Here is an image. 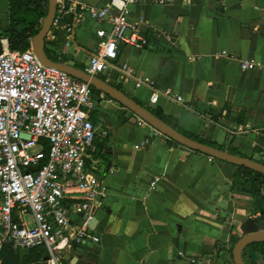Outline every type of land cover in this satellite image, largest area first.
I'll return each mask as SVG.
<instances>
[{
	"label": "crops",
	"instance_id": "0c3cea01",
	"mask_svg": "<svg viewBox=\"0 0 264 264\" xmlns=\"http://www.w3.org/2000/svg\"><path fill=\"white\" fill-rule=\"evenodd\" d=\"M76 1L103 7L109 0ZM7 12L8 0H0V26ZM128 21L142 48L120 45L115 68L95 77L148 107L149 87L119 80V66H129L153 81L159 98L152 108L160 107L181 131L264 164V0H141ZM97 43L96 25L85 19L69 34L50 25L44 48L54 63L84 72ZM250 62L261 69L241 67ZM93 88L88 117L97 132L85 164L107 191L88 222L99 244L72 245L62 264H234L231 237L264 233L253 220L251 196L232 184L237 167L187 149L147 123L137 126L141 118ZM77 198L69 190L61 204L74 207L71 219L80 224ZM14 254L17 264H33L47 252Z\"/></svg>",
	"mask_w": 264,
	"mask_h": 264
},
{
	"label": "built area",
	"instance_id": "2783aa9c",
	"mask_svg": "<svg viewBox=\"0 0 264 264\" xmlns=\"http://www.w3.org/2000/svg\"><path fill=\"white\" fill-rule=\"evenodd\" d=\"M140 1L109 0L103 7H83L76 0H55L51 27L69 34L85 19L94 22L98 43L84 72L95 77L115 68L120 45L142 48L128 21L130 7ZM174 1L150 0L156 5ZM0 48V263L5 247L14 253L44 247L46 258L33 264H62L72 245L99 244L88 222L94 217L92 209L107 197L85 164L97 132L88 117L93 109L91 86L42 64L32 47L25 52L10 50L1 34ZM241 67L261 69L255 62ZM118 73L122 83L149 87V104L157 103L159 92L152 80L125 64ZM100 98L108 99L104 94ZM145 124L142 119L137 122ZM150 186L154 188L155 182ZM69 190L79 194L77 206L84 215L80 224L71 219L74 207L61 204Z\"/></svg>",
	"mask_w": 264,
	"mask_h": 264
},
{
	"label": "trees",
	"instance_id": "16d2710c",
	"mask_svg": "<svg viewBox=\"0 0 264 264\" xmlns=\"http://www.w3.org/2000/svg\"><path fill=\"white\" fill-rule=\"evenodd\" d=\"M48 5L49 0H8V12L4 15L1 21L0 34L7 39L10 50L25 52L30 48V41L41 29V24L48 11ZM44 53L49 61L56 62V59L46 48H44ZM114 88L120 90L118 87ZM94 90L95 89L91 87L92 93ZM132 100L141 106L140 103L134 99ZM143 108L153 117L187 138L198 141L201 144L214 149L224 151L229 155L242 157L231 149L217 147L205 140H199L197 137L181 131L172 118L163 114L160 107ZM236 167L237 171L232 180V184L240 186L244 192L251 196L254 202V209L252 213L253 220L257 227L261 231H264V175L245 167ZM239 240L240 239L238 237H231L228 243V252L231 256L233 249ZM246 249L257 253L264 258V241L248 244L241 251V260L244 264H256L250 256L246 255ZM2 258L1 264H17V256L10 251L9 247H5L3 249Z\"/></svg>",
	"mask_w": 264,
	"mask_h": 264
},
{
	"label": "water",
	"instance_id": "95a60500",
	"mask_svg": "<svg viewBox=\"0 0 264 264\" xmlns=\"http://www.w3.org/2000/svg\"><path fill=\"white\" fill-rule=\"evenodd\" d=\"M54 11H55V0H49L48 11H47L46 17L43 20L42 27L40 31L33 37L32 42H31L33 52L42 64L61 69L65 71L66 73H68L70 76L76 77L88 83L90 86L97 88L98 90L102 91L105 95L109 96L113 100L117 101L118 103L126 107L128 110H130L132 113L137 115L147 124L151 125L158 132L165 135L172 141L179 143L183 147L190 149L192 151H195V152L205 154L211 158L231 163L235 166H241V167H245V168L257 171L264 175V165L263 164H260V163L251 161L249 159L242 158V157L229 155L224 151L214 149L212 147H209L197 141H194L190 138H187L183 136L182 134L178 133L177 131H175L174 129L170 128L169 126L165 125L164 123H162L155 117H153L143 107L136 104L132 99H130L124 93L115 89L111 85L99 80L96 77L87 75L85 72L78 71L71 67L49 61L46 58L45 53H44V40H45L46 34L48 33L50 29V25H51V22L54 16ZM0 54H1V48H0ZM148 107L152 108L153 105L149 104ZM261 241H264V233L260 235H256L252 237H244L240 239L233 249L232 255H233L234 264H244L243 261L241 260V251L246 245L255 243V242H261Z\"/></svg>",
	"mask_w": 264,
	"mask_h": 264
}]
</instances>
